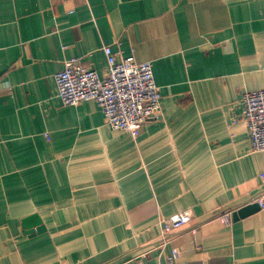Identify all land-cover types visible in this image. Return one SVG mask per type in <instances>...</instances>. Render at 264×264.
I'll return each mask as SVG.
<instances>
[{
	"label": "crops",
	"instance_id": "1",
	"mask_svg": "<svg viewBox=\"0 0 264 264\" xmlns=\"http://www.w3.org/2000/svg\"><path fill=\"white\" fill-rule=\"evenodd\" d=\"M104 46L151 62L137 138L54 96L68 59L104 76ZM261 89L264 0H0V264H264V209L238 215L264 152L232 123Z\"/></svg>",
	"mask_w": 264,
	"mask_h": 264
},
{
	"label": "built area",
	"instance_id": "2",
	"mask_svg": "<svg viewBox=\"0 0 264 264\" xmlns=\"http://www.w3.org/2000/svg\"><path fill=\"white\" fill-rule=\"evenodd\" d=\"M102 50L107 61L104 76L85 67L78 58L68 59L54 75V96L66 106L94 101L103 114L106 126L137 138L147 121L160 116L161 95L153 78L151 62H136L119 56L109 46H104ZM240 103L241 114L233 117L232 123L242 121L245 124L249 151L264 152V89L244 92ZM260 180L264 183V170L260 173ZM251 202L264 209V191ZM190 220L189 210L159 217L160 235L164 238L189 224ZM220 220L223 224L231 223L229 213ZM157 264H173V257Z\"/></svg>",
	"mask_w": 264,
	"mask_h": 264
},
{
	"label": "water",
	"instance_id": "3",
	"mask_svg": "<svg viewBox=\"0 0 264 264\" xmlns=\"http://www.w3.org/2000/svg\"><path fill=\"white\" fill-rule=\"evenodd\" d=\"M255 205L253 206H247V207H244L242 208L239 212H238V215L239 216H243V215H247L249 214L253 209H254V206H258L256 203H254Z\"/></svg>",
	"mask_w": 264,
	"mask_h": 264
}]
</instances>
